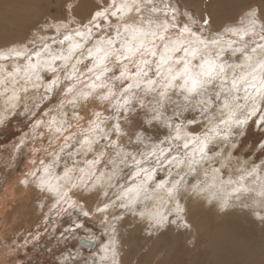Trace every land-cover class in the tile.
I'll return each instance as SVG.
<instances>
[{"label":"snow or ice","instance_id":"1","mask_svg":"<svg viewBox=\"0 0 264 264\" xmlns=\"http://www.w3.org/2000/svg\"><path fill=\"white\" fill-rule=\"evenodd\" d=\"M229 2L102 0L101 3L99 0H77L70 7L72 16L78 18V27L70 31L69 25L61 23L68 19L65 8L68 0H51L59 13H50L53 22L45 21L44 27L33 35L31 43L16 45V41L24 40L28 31L37 27L40 20L49 14L46 8L41 7L39 17L31 22L22 36L0 34V98H3L0 129L9 126L13 120L21 125V130L13 134L19 138L11 148L2 151L9 157L8 166L13 162L23 164L17 184L30 195L32 213L35 214L37 209L40 213L35 229L26 230L10 244L15 254L24 249L27 255L51 233L47 243L51 245L54 240L55 246L44 249L51 256L50 264H133L129 253H123L126 241L120 227L124 224H129L130 232L144 229V219L150 222L149 227L157 225L156 231L164 225L169 230L173 224L184 227L182 234L192 235V229H195L194 246H199L200 228L195 222L198 214L220 219L235 215L234 212L221 214L215 210V205L205 209L203 204H195L190 198L182 207L183 195L177 199L173 193L183 183V178L179 173H168L175 167L173 161L178 160L174 154L178 144L185 152L200 153L204 162L213 165L214 170L218 165L221 172L229 169L234 172L239 169L249 175L257 170L264 172V161L257 165L255 160L240 159L241 147L235 142L250 123L264 129V76H256L257 68L264 67V62L258 66L251 64L253 55L264 48V0H250L244 7L248 11L242 9L239 20L236 16L221 19ZM253 3L259 4L258 12L252 10ZM146 10L148 15H145ZM213 24L215 29L211 26ZM145 25L157 30L165 48L170 36L177 45L187 36L204 45L218 46L223 53L222 69L227 67L224 61H231L235 55L236 67H240L241 72L233 76L230 84L234 90L243 84L244 95L237 94L227 117L225 110L230 107L227 100L221 101L215 95L208 100H200L191 95L196 88H190L189 97L180 105L172 106L174 112L170 113L168 105H165L162 110L156 109L151 113L152 119L161 121L167 128L163 138L159 133L154 137L136 135L133 143L134 133L128 131L125 135L128 125L120 119L124 112L117 116L115 111H109L108 105L116 100L119 93L120 99L115 107L123 109L127 106L130 87L125 86L142 74L139 65L124 69L127 79L118 87L100 83L97 91L94 81H102L103 77L96 73L93 82H89V89L78 91L77 78L83 79L81 73L84 71L96 72L104 62L105 45L109 49L114 45L112 37H118L120 30L143 31ZM49 32L53 35H47ZM248 41L252 42L249 44ZM84 49H87V59H78ZM154 49L155 45L149 49V54L157 56ZM228 49L231 51H226ZM116 58L126 63L130 57L126 53ZM243 64L249 65L247 71L243 70ZM190 104L192 108L199 107L196 114L192 113ZM186 108L188 113L185 115ZM139 115L130 117L134 128L143 127ZM144 115L149 116V112L145 110ZM197 116H200L199 120ZM152 126L156 127L155 124ZM143 131L147 133L149 129L144 127ZM257 148L258 158L264 156V133L246 155ZM157 163L167 165L163 178H158L157 174L165 173L166 167H158ZM140 177L144 180L138 184ZM122 180L125 182L121 183ZM128 180L132 183L129 184ZM146 189L156 193L167 190L169 206L161 203L162 210L156 211L142 207L138 201L146 200ZM223 204H227V199ZM136 213L142 220L133 224ZM243 216L251 217V214L245 212ZM251 222L255 224L257 221ZM260 223L264 225V218ZM85 232L92 233L95 239H86L81 234ZM164 232L160 231L155 239ZM153 238L151 231L144 237L146 241ZM86 244L91 247L86 248ZM129 249L132 254L138 251L131 244ZM163 255L167 257L168 252L164 251ZM21 264H32V261L22 260ZM137 264H153V260H138ZM155 264L239 262H184L162 258Z\"/></svg>","mask_w":264,"mask_h":264},{"label":"clouds","instance_id":"2","mask_svg":"<svg viewBox=\"0 0 264 264\" xmlns=\"http://www.w3.org/2000/svg\"><path fill=\"white\" fill-rule=\"evenodd\" d=\"M15 2L21 7L31 6L32 4V0H15ZM45 2L50 7L55 6L51 3V0H39L37 6L41 9L40 5ZM76 2L77 0H68V4L65 5L68 11V19L61 21V23L69 25L70 31L78 27V18L72 16L70 7ZM99 2L102 3V0H99ZM164 2L166 3L167 0H164ZM8 3L9 0H4L5 5ZM146 3H151V0H146ZM156 3H161V0H156ZM252 10L258 12L259 4L253 3ZM148 14L149 11L146 10L145 15ZM45 21L48 23L53 22L50 13L40 20V24L37 27L30 30L24 40L16 41V45L31 43L33 35L37 33L39 28L44 27ZM129 23L131 24V21ZM226 26L227 22H225ZM220 30L223 31L222 28ZM201 31H206V29H201ZM112 39L114 45L111 49H109L108 45H105L104 62L97 67L95 73L82 72L81 76L83 79L77 78V89L78 91H87L89 82H93L96 73L103 77L102 81H94L97 84V91H99L100 83H104L108 87H118L119 84L123 83L124 79H127L124 69L139 65L142 74L130 80L129 85L125 86L130 87L127 106L123 109L115 107L116 101L120 99L119 93L116 94V100H113L108 105L109 111H115L117 116H119L121 111L124 112L120 119L126 121L128 125L125 135H127L128 131L134 133L132 136L133 143H135L136 135L154 137L157 133L161 135L166 132V126L161 121L152 119L151 113L156 109L162 110L165 105H168L170 113L174 112L175 108L172 106L180 105L181 102L185 101L186 97L190 95V88H196V92L191 95H195L200 100H208L213 95L217 96L221 101L227 100L230 107L225 110V117L230 114L231 106L235 104L237 94L240 96L244 95L243 84L235 90L230 84L233 76L241 72V68L236 67L235 55L232 56L231 61H224L227 67L222 69L220 62L223 59V53L218 46L204 45L198 40L187 36L183 37L182 42L177 45L172 42L173 38L170 36L168 46L165 48L164 42L158 38L157 30L147 25H145L143 31L120 30L119 36H114ZM255 39L253 37V40ZM251 42L248 41L247 43L250 44ZM243 43L241 42V44ZM153 45H155L154 50H157V56L149 54V49ZM226 51L230 52L231 50L228 49ZM126 53L130 57L126 63L117 60V56H123ZM79 58L87 59V49L80 52ZM142 61L147 62L142 63ZM261 62H264V48H261L259 53L253 55L251 64L258 66ZM117 68H119L118 75L116 74ZM248 68L249 65L243 64V70L247 71ZM152 73H155V75H152ZM256 76L258 78L264 76V67L257 68ZM149 81L152 82L149 83ZM221 93L223 95H220ZM192 103L195 104V101ZM208 106L211 107V105ZM189 107L192 108V105L190 104ZM145 110L149 112L147 117L144 115ZM198 110V106L192 108V113L196 114ZM137 113H140L138 116L139 121L143 122V127L140 128H134L133 120L130 119V117H137ZM187 113L188 109L186 108L183 114L186 115ZM199 119L200 116H197V120ZM153 124L156 127H153ZM144 127L149 129L147 133H144ZM174 154L178 156V160L173 161L175 167L169 169L168 173H179V176L183 178V183L173 193L177 199L183 195L182 207L188 203L190 198L195 204H203L205 209L215 205V210L221 214L225 212L239 214L248 212L251 214V218L257 221L261 228H264V225L260 223V220L264 218V172L257 170L249 175L239 169L235 170V172L229 169L228 178L224 179L223 172L219 171V166L216 165L214 170L213 165L204 162V158L200 153L196 152L193 155L192 151L185 152L183 147L178 144L175 146ZM261 161H264V157L259 160L257 165ZM157 166L167 167V165H160L159 163H157ZM181 168L183 169L182 171ZM143 180L144 178L140 177L137 183L139 184ZM230 180L232 183H229ZM145 191L147 192L146 200L141 199L138 201L142 207H147V203L154 198H159L160 203L165 207L169 206L167 190H160L158 193L147 189ZM129 198H131V195ZM225 199H227L226 205L223 204ZM135 215L136 220L133 224L142 220L138 213ZM182 219L184 218L182 217ZM143 223L145 225L144 234L146 235L151 231L154 237L158 236L160 231H166L168 227L167 225L160 226L159 231H156L157 225L151 224L149 227L150 222L146 219L143 220ZM171 228H174L177 232L185 231L183 226L176 224H173ZM194 233L195 229H192L191 239L186 240V244L189 247L195 245L196 235ZM4 239L5 237L0 236V264H21V261L14 259L15 252L11 250L10 245L3 243Z\"/></svg>","mask_w":264,"mask_h":264},{"label":"rangeland","instance_id":"3","mask_svg":"<svg viewBox=\"0 0 264 264\" xmlns=\"http://www.w3.org/2000/svg\"><path fill=\"white\" fill-rule=\"evenodd\" d=\"M38 3L39 0H32L31 6L21 7L15 0H9L7 5L4 4V0H0V5H2L0 6V34L22 36L28 30L31 22L39 17L41 9L37 6ZM249 3L250 0H230L228 10L221 19L225 16H236V19L239 20L243 14L241 10L246 11L247 9L244 7ZM40 6L46 8L51 14L59 13L58 7H50L46 2ZM216 23L218 24L219 20ZM211 26L213 29L216 28L215 24ZM47 35L51 36L53 33L49 32ZM229 38L236 39L235 37H225V39ZM116 74H119L118 70ZM2 104L3 98H0V105ZM20 130L21 125L16 120L11 121L9 126L0 129V236L5 237L3 243L9 245L13 240H17L19 236L23 235L26 230H34L36 218L40 214L38 209L35 214L32 213L30 195L23 186L17 184V177L23 170V164L13 162L11 166H8L9 157L7 153L2 151L4 148H11L12 144L19 138L13 134L18 133ZM261 133H264V129L250 123L242 134L235 138V142L241 147L240 159H251L258 163L264 157L259 156L258 158V148L251 151L250 155H246L252 149L253 144L261 139ZM164 134L166 133L161 134V138ZM88 158H91V156ZM127 171L128 169H125V172ZM166 172L167 167L165 173L158 172V178H163ZM223 178H228L227 170L223 172ZM124 182L121 181V183ZM127 182L132 183L131 180ZM153 201L154 199L149 201L147 207L155 211ZM129 220H131V217H129ZM252 220L251 217H244L243 214L239 213L223 219L198 214L195 222L200 228V243L199 246L192 247L186 244V240L191 239L192 235L182 234L183 232H177L174 228L166 230L158 239L154 237L153 240L146 241L143 228H138L136 232H130L129 224H124L120 227V232L126 241L123 253H129L133 264H137L138 260L143 262L148 259H152L153 264H155L156 260L162 258L184 262L194 260L211 262L222 258L221 260L249 264L247 263L249 257L256 258L255 263L252 264H264V228H261L257 222L253 224ZM41 227H43L42 222ZM81 234L89 239H95L92 233L85 232ZM194 234L196 235V231ZM96 235L98 236L99 233ZM50 237L51 233L44 240H41L35 249L28 251L27 255H25L26 250L22 249L18 255L15 254L14 259L19 261L30 259L32 264H45L47 261L50 264L51 256L44 250L46 247L55 246L54 240L51 245H48L47 241ZM129 244L132 248L138 249L136 254L130 252ZM240 247L246 250V254L238 251ZM150 249L152 251H149ZM157 249H160V251L157 252ZM164 251L168 252L167 257H164ZM141 253L146 255H141Z\"/></svg>","mask_w":264,"mask_h":264},{"label":"bare ground","instance_id":"4","mask_svg":"<svg viewBox=\"0 0 264 264\" xmlns=\"http://www.w3.org/2000/svg\"><path fill=\"white\" fill-rule=\"evenodd\" d=\"M153 207H154V209H155V211L157 210V209H161L162 210V204L160 203V200H159V198H154V201H153ZM154 211V210H153ZM229 229V228H228ZM231 232V231H230ZM220 235V234H219ZM228 237V236H227ZM236 237V236H235ZM214 238V237H213ZM214 240V239H213ZM213 240H212V242H213ZM221 241V240H220ZM239 243V242H238ZM243 243V242H242ZM212 245V244H211ZM233 246V245H232ZM220 247V246H219ZM235 247V246H234ZM234 247H232V248H234ZM213 248V247H212ZM209 250H211L210 248H209ZM232 250V249H231ZM213 251V250H212ZM238 251L240 252V253H242V254H246V250L244 249V248H238ZM232 252H234V251H232ZM218 254V253H217ZM222 258H220V260H221ZM236 259V258H235ZM255 261H256V258L255 257H249L248 258V260H247V263H249V264H252V263H255Z\"/></svg>","mask_w":264,"mask_h":264},{"label":"water","instance_id":"5","mask_svg":"<svg viewBox=\"0 0 264 264\" xmlns=\"http://www.w3.org/2000/svg\"><path fill=\"white\" fill-rule=\"evenodd\" d=\"M86 239H88V240H94V239H89V238H87V237H86ZM85 247H87V248H88V247H91V245H87V244H86V246H85Z\"/></svg>","mask_w":264,"mask_h":264}]
</instances>
